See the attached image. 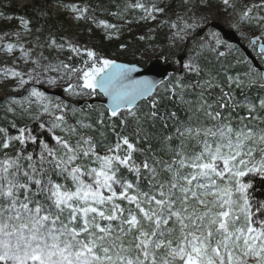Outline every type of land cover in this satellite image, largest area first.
I'll use <instances>...</instances> for the list:
<instances>
[{
	"label": "snow or ice",
	"instance_id": "1",
	"mask_svg": "<svg viewBox=\"0 0 264 264\" xmlns=\"http://www.w3.org/2000/svg\"><path fill=\"white\" fill-rule=\"evenodd\" d=\"M222 3L237 16L235 27L255 26L264 40V0ZM168 7L135 0L125 10L156 20ZM63 9L76 22L118 31L98 18L112 14L104 0ZM0 16L18 19L35 40L19 47L32 65L26 73L0 74L19 78L20 87L63 82L70 97L30 86L4 109L0 264H264V94L248 95L264 90V72L229 74L219 37L199 40L206 17L174 33L191 45L188 60L157 82L79 42H58L25 17ZM13 36L19 42L20 31L0 35V49L13 53L17 44L4 42ZM35 49L79 60L33 56ZM259 53L264 58V43ZM100 97L106 102H89Z\"/></svg>",
	"mask_w": 264,
	"mask_h": 264
},
{
	"label": "rangeland",
	"instance_id": "2",
	"mask_svg": "<svg viewBox=\"0 0 264 264\" xmlns=\"http://www.w3.org/2000/svg\"><path fill=\"white\" fill-rule=\"evenodd\" d=\"M195 1L196 0H190V2L185 5L183 0H142L143 3L149 6H151L152 3H157L160 7L171 5V7L166 8L164 14L156 13V20H143L141 19L143 15L141 10H125V6L134 3L135 0H104V3L109 6V11L112 14H98V18L116 24L118 31L97 28L91 23L83 20L76 22L73 20V14L63 9V5L95 4L97 0H0V13H2L3 7L9 9L14 4L18 5L23 12H25L28 7H36L39 11V17L43 19L45 21L44 24L46 23L48 26L46 29L44 28L45 31L51 30L55 34L54 29L58 30L60 35L57 36L55 34L58 42H62L60 41L61 37L64 38L72 35L75 36V38L81 39L85 45H89L96 49V51L98 50L97 53L102 57L127 63H136L143 67L147 66L151 60L157 57H163L168 61L178 64V56L182 53H186L185 62H187L189 57L188 49L191 45L176 39L174 33L177 32L180 27H183L184 21L191 23L194 19L206 17L207 19L202 20L200 22L201 26L196 29L197 32L202 33L199 40L202 42H212L214 35L219 37L223 43L222 50L226 53L225 62H231L232 64V68L229 69V74L243 76L248 66L255 69L252 63L251 65L243 64L247 58L243 56L244 53L242 50L224 41L221 33L213 29L210 24L213 21H217L229 29L236 30L242 41L247 45H250V41L261 35L260 29L248 25H243L239 28L235 27L234 21L237 19V16L231 9L225 11L222 0H202L197 5ZM248 2H252V0H248ZM116 13L123 15L124 18L118 19L115 15ZM29 21L30 27L33 29L42 28L36 27L31 20ZM173 23L177 24L178 28L173 29L171 27ZM0 24L4 29L8 30V32L20 31L21 33L19 42H17V38L14 36L10 39L7 37L5 38L4 42L17 44V47L11 54L0 49V73H3L5 69L26 73L32 65L30 63H25V61L20 58L21 53L19 47L22 44L25 48H30L35 43L34 37L23 31L18 19L5 20L0 16ZM106 31L111 33L110 39L105 35ZM3 34L4 33H0V35ZM141 36H144L145 39L141 40L139 38ZM27 44L31 46H27ZM108 44H115L118 47L114 52L103 55V51ZM39 51H43L44 54L48 55L53 61L61 59L70 63V61L67 60V56L71 53L68 51L56 53L55 51H49L47 49H35L33 56L35 52ZM253 52L264 65L263 58L258 51L257 45L254 46ZM45 63H47V61H45ZM255 70L257 73H260L257 69ZM47 75L56 74L49 73ZM47 75L42 77V79L46 81ZM23 78L27 80L28 76L25 74ZM18 79L19 78L12 77L10 74H0L1 110L5 109L11 98L22 99L24 96L28 95L24 89L30 88V86H35L40 91H45L44 89H62L65 86L63 82H60L59 87H52L46 82L43 84H34V82H30L29 85L20 87ZM18 87H20L19 91L17 90ZM54 97L56 99H61L56 96ZM64 100H70V97L66 93ZM79 102L80 100L71 99L73 105H78ZM3 117L4 115L1 116L0 114V118L3 119ZM10 119L11 115L9 114V120Z\"/></svg>",
	"mask_w": 264,
	"mask_h": 264
},
{
	"label": "water",
	"instance_id": "3",
	"mask_svg": "<svg viewBox=\"0 0 264 264\" xmlns=\"http://www.w3.org/2000/svg\"><path fill=\"white\" fill-rule=\"evenodd\" d=\"M210 26L221 33L224 41H226L231 45L239 47L242 50V52L245 54L247 59L250 60V62L254 65L255 69H257L260 72H264V65L262 64L261 60L254 54L253 52L254 45L252 43H250V45H247L242 41L236 30L229 29L220 22L213 21L210 24ZM253 40H256L255 45L258 46V51H259L260 45L264 43V41L257 39V37L254 38ZM185 59H186V53H182L181 55L178 56L179 63L178 65H176L175 62L167 61L163 57H157L151 60L145 67L136 63H127L117 60L116 61L118 63L135 65L139 69V72L134 74L137 78H147L159 82L161 79L168 80L172 75L177 74L179 72L181 63L185 62ZM44 90L48 95L56 96L62 99L65 98V92H63L62 89H56V90L44 89ZM101 100L106 102L107 98L106 97L97 98L95 100H90L89 102L99 103ZM83 103L84 101H80L78 105H81Z\"/></svg>",
	"mask_w": 264,
	"mask_h": 264
},
{
	"label": "trees",
	"instance_id": "4",
	"mask_svg": "<svg viewBox=\"0 0 264 264\" xmlns=\"http://www.w3.org/2000/svg\"><path fill=\"white\" fill-rule=\"evenodd\" d=\"M201 1L202 0H196L195 1V4L197 5ZM2 13H5L7 15H12V16H22V17H25V18L31 20L36 27H42V28H45V29L48 27L46 25V23L44 24L45 21L39 17V11H38V9H36V7H28L27 10L25 12H23L18 5H15L14 4L9 9L3 7L2 8ZM4 32H8V30L4 29L2 27V25L0 24V33H4ZM54 32H55V34L57 36L60 35L57 29H54ZM64 38L70 39L71 41H74V42H79V44H80L81 47H88V48H91V49H93V50L96 51V49L90 47L89 45H85V43H83V41L81 39L75 38V36L69 35V36H66ZM27 46H31V45L30 44H27ZM117 47L118 46L115 45V44H108L106 46V48L104 49V51H103L104 52L103 55H107L109 53L114 52L115 49H117ZM243 56H245V54ZM78 60H79L78 57H74V59L72 61H70V63H76ZM243 64H245V65L246 64L251 65V62H250V60L246 59V61ZM77 66H79V65L77 64ZM253 67H254V65H253ZM174 75H172V76H174ZM258 94H264V90H260V89H257V88H252L251 91L248 92V95L251 96V97H253V98H255ZM0 114H1V116L4 115V109L3 110L0 109ZM3 123H4L3 119L0 118V126H3ZM12 132L14 133L15 130H12Z\"/></svg>",
	"mask_w": 264,
	"mask_h": 264
}]
</instances>
